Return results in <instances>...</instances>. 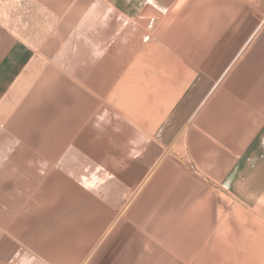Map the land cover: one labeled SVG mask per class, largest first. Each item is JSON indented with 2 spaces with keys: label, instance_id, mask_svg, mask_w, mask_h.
I'll use <instances>...</instances> for the list:
<instances>
[{
  "label": "crops",
  "instance_id": "obj_1",
  "mask_svg": "<svg viewBox=\"0 0 264 264\" xmlns=\"http://www.w3.org/2000/svg\"><path fill=\"white\" fill-rule=\"evenodd\" d=\"M104 1L129 22L154 19L162 48L130 22L113 47L132 40L138 54L102 63L107 21L97 15L63 70L72 100L55 97L43 122L8 126L19 103L8 109L9 93L30 82L36 53L0 30V260L186 264L223 242L224 264H264V0ZM47 74L29 85L47 82L52 97ZM94 136L98 161L113 143L111 164L92 166L81 188L62 184Z\"/></svg>",
  "mask_w": 264,
  "mask_h": 264
},
{
  "label": "rangeland",
  "instance_id": "obj_2",
  "mask_svg": "<svg viewBox=\"0 0 264 264\" xmlns=\"http://www.w3.org/2000/svg\"><path fill=\"white\" fill-rule=\"evenodd\" d=\"M186 1V0H184ZM88 8V9H87ZM177 10V9H176ZM105 19V21H113L111 23H104L107 27L105 30L106 39H104V46L101 50V62L104 64L118 63L123 64L124 53L128 54L134 51L132 54L138 51L133 49V41L126 40L120 48L122 52L115 53L113 47L114 42L119 37H124L130 34L128 28L130 22L125 17L119 16L112 6L104 0H0V30L7 33L9 38H19L27 42L35 49V60L33 66L26 70L25 81L32 80L36 74L48 75V72L54 71V79L57 83L55 92L50 97L48 96L47 82L46 85L35 86L30 82L18 83L10 91L8 96L9 105L7 108L12 110L16 104L17 108L11 113L10 119L7 121L8 126L23 122L24 124L29 119V123L35 120V117L41 116V121L45 119L44 115H50L54 109V98L63 101H71L72 97H68L63 87L64 72L68 65L75 59L80 60L79 51H81V45L89 43L90 34L93 31V27L97 23H91L96 20V16ZM93 18L89 21L90 18ZM147 21L144 23H138L132 20L131 24H136L138 30L136 35L144 34L146 37H150L149 44H153L154 48H162V42L153 36L158 33V24L154 25L152 29L148 28ZM72 26V28L70 27ZM52 31V32H51ZM134 32V31H132ZM152 34V35H151ZM153 36V37H152ZM145 45H141L138 50L144 53ZM124 52V53H123ZM78 53V54H77ZM135 56V55H134ZM133 56V57H134ZM144 56V55H143ZM90 57V56H89ZM132 57V58H133ZM131 58V60H132ZM139 59V56H138ZM89 60L81 59V63H87ZM56 77V78H55ZM53 77L51 76V81ZM52 87V82H51ZM34 88V89H33ZM33 89V90H32ZM111 89L105 88L104 96L108 95ZM46 91V92H45ZM52 94V93H51ZM21 101V97H23ZM56 95V96H55ZM30 97H33V101H30ZM17 101V102H16ZM35 101L38 102L37 106H34ZM112 106L114 104H111ZM9 110V112H11ZM36 123V122H35ZM31 125H28L29 127ZM33 134V132L31 133ZM60 138V137H59ZM96 136L90 139V142L86 148H77L76 155L72 162L71 173L62 176V184L69 183L70 187H80L76 180L82 178L85 174H89L92 166L102 167L111 164L113 156V143L108 142L105 144L104 149V161H98L95 158L96 149H98V143ZM11 142V140H10ZM76 144V142H74ZM88 148V149H87ZM87 149V150H86ZM49 152V151H48ZM26 177L24 178L25 181ZM72 186V187H73ZM74 188V187H73ZM87 194L88 192L82 188ZM91 198L96 201V195H90ZM218 207H223V202L218 200ZM57 210L52 213H56ZM53 217H57L54 216ZM2 215H0V220ZM223 216L218 217V225L221 224ZM51 218L45 217L44 222H48ZM219 232L217 233V235ZM223 235V234H222ZM222 237V236H221ZM220 237V238H221ZM223 239V237H222ZM223 242L219 247L203 246L194 249L195 258L187 259L186 264H224L225 247ZM0 264H5L0 260Z\"/></svg>",
  "mask_w": 264,
  "mask_h": 264
},
{
  "label": "built area",
  "instance_id": "obj_3",
  "mask_svg": "<svg viewBox=\"0 0 264 264\" xmlns=\"http://www.w3.org/2000/svg\"><path fill=\"white\" fill-rule=\"evenodd\" d=\"M154 24V19H152L149 23V27H151Z\"/></svg>",
  "mask_w": 264,
  "mask_h": 264
},
{
  "label": "bare ground",
  "instance_id": "obj_4",
  "mask_svg": "<svg viewBox=\"0 0 264 264\" xmlns=\"http://www.w3.org/2000/svg\"><path fill=\"white\" fill-rule=\"evenodd\" d=\"M153 25H154V24H153ZM153 25H152V26H153ZM155 25H156V24H155ZM152 26H151V28H152ZM156 26H157V25H156ZM149 29H150V28H149ZM51 32H52V31H51ZM151 35H152V34H151ZM129 101H130V100H129ZM58 166H59V165H58Z\"/></svg>",
  "mask_w": 264,
  "mask_h": 264
}]
</instances>
